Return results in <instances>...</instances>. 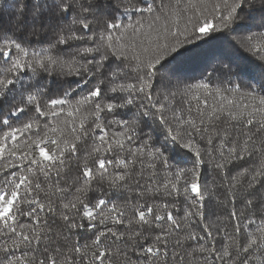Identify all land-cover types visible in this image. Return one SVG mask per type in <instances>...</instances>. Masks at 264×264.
Segmentation results:
<instances>
[{"label": "snow or ice", "instance_id": "obj_1", "mask_svg": "<svg viewBox=\"0 0 264 264\" xmlns=\"http://www.w3.org/2000/svg\"><path fill=\"white\" fill-rule=\"evenodd\" d=\"M0 264H264V0H0Z\"/></svg>", "mask_w": 264, "mask_h": 264}]
</instances>
